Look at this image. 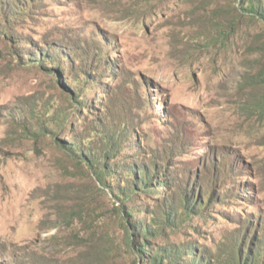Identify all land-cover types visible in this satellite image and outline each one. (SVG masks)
<instances>
[{
  "label": "rangeland",
  "instance_id": "1",
  "mask_svg": "<svg viewBox=\"0 0 264 264\" xmlns=\"http://www.w3.org/2000/svg\"><path fill=\"white\" fill-rule=\"evenodd\" d=\"M249 9L0 0V264H264Z\"/></svg>",
  "mask_w": 264,
  "mask_h": 264
},
{
  "label": "trees",
  "instance_id": "2",
  "mask_svg": "<svg viewBox=\"0 0 264 264\" xmlns=\"http://www.w3.org/2000/svg\"><path fill=\"white\" fill-rule=\"evenodd\" d=\"M240 5L241 6H249V11L254 15L259 16L263 23H264V0H240ZM236 11H238L237 9H235ZM258 20H260V18L256 17ZM259 52V55L257 57H259V61L257 62L256 67H259V70L257 71V77L258 79L256 80V84L262 85V91L264 93V41L262 43V48ZM71 147H76L75 145H72ZM157 177H151V180H155L157 185H165V183H159V181L156 179ZM143 252L146 250H142ZM149 257H151L152 253L151 251L148 252ZM191 259V258H190Z\"/></svg>",
  "mask_w": 264,
  "mask_h": 264
}]
</instances>
